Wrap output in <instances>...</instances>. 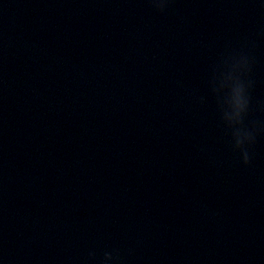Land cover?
<instances>
[{
	"label": "clouds",
	"instance_id": "1",
	"mask_svg": "<svg viewBox=\"0 0 264 264\" xmlns=\"http://www.w3.org/2000/svg\"><path fill=\"white\" fill-rule=\"evenodd\" d=\"M172 0H149L158 12H164ZM249 71L248 57L242 53L228 55L223 63L214 67V75L209 81L211 90L216 94L221 125L230 134V146L240 154L242 163H251L250 149L256 141L258 123L246 122L250 111V96L245 76ZM216 73H219L216 75ZM224 94L221 96L220 93ZM264 130V129H262ZM107 259H112L106 254Z\"/></svg>",
	"mask_w": 264,
	"mask_h": 264
}]
</instances>
